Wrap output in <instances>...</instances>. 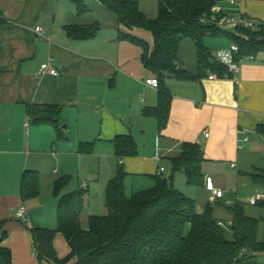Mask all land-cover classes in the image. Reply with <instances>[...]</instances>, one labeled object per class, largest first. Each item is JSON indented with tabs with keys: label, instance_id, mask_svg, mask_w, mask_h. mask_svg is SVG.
I'll use <instances>...</instances> for the list:
<instances>
[{
	"label": "crops",
	"instance_id": "crops-1",
	"mask_svg": "<svg viewBox=\"0 0 264 264\" xmlns=\"http://www.w3.org/2000/svg\"><path fill=\"white\" fill-rule=\"evenodd\" d=\"M82 1L87 9L83 15L73 0H0V224L8 233L2 246L12 253L13 264H53L38 260L31 229L57 227V179L76 171L78 190L87 192L82 225L83 218L88 222L100 211L120 164L114 148L117 136H131L138 147L136 157L122 160L126 193L128 187L133 194L154 187L159 177L171 178L175 189L194 200L198 213L211 205L213 219L225 229L233 224L231 208L237 203L249 217L264 219V208L259 206L264 187L252 180L264 170V134L257 131L264 126V54L255 61L244 60L237 75L208 70L198 81L168 77L171 107L168 122L159 131L156 117L145 115L160 102L159 90L146 85L156 75L142 64L140 47L118 40L123 31L153 48L152 34L120 25L100 0ZM158 1L138 0L150 19L158 15ZM222 6L256 25L264 24V0ZM92 25L100 28L92 39L74 40L67 34V27ZM38 26L45 31L43 38L34 32ZM216 41L213 49L204 40L213 54L233 44L226 38ZM179 58L187 71L197 74L192 41L181 43ZM48 62L59 76H38L41 65ZM31 105L60 109L62 139L53 124L31 122L27 111ZM187 143L199 145L204 153L202 186L189 185L184 173L172 176V161ZM80 145L92 146V151L80 153ZM91 161L99 166L91 169ZM26 171L37 172L40 194L24 202L20 186ZM96 180L98 184L92 183ZM210 184L223 191L222 198L212 201ZM71 191L64 188L62 194ZM22 206L27 215L19 219L16 213ZM258 239L264 240L263 223ZM54 247L60 260L71 253L61 233ZM67 264H76V259Z\"/></svg>",
	"mask_w": 264,
	"mask_h": 264
},
{
	"label": "trees",
	"instance_id": "trees-1",
	"mask_svg": "<svg viewBox=\"0 0 264 264\" xmlns=\"http://www.w3.org/2000/svg\"><path fill=\"white\" fill-rule=\"evenodd\" d=\"M79 14L87 12L82 0H73ZM229 0H159L158 15L148 18L140 9L138 0H100L117 18L118 23L129 30L142 29L152 34L153 48L144 40L120 31L119 41H128L143 50L142 64L156 75L160 102L156 108L147 109L146 116H154L158 129L168 122L171 95L166 85L168 77L182 81H198L208 70L227 72L214 59L206 47L207 37L226 38L239 45L242 56L258 57L264 54V24L255 29H242L238 35L218 28L213 22V9ZM67 34L74 40L94 38L100 28L67 27ZM244 35L245 37H242ZM192 41L197 48L198 72L196 75L184 68L179 58L180 45ZM213 63V64H212ZM34 125L50 123L58 129L62 139L60 109L56 106L27 108ZM258 133L264 134V126ZM115 155L120 161L116 176L108 183L105 192L107 213L90 216L87 228L83 227L81 214L85 205V190L62 194L68 178L54 183V196L58 198L57 227L55 229L34 227L31 229L34 251L38 260L53 264H260L264 256V240L258 239L264 219L249 217L242 203L233 206V224L230 229L219 225L212 217L213 208L198 213L194 200L174 188L172 179H156L154 187L126 193L122 160L136 157L138 147L131 136H117L114 141ZM92 146L80 145L79 152L86 154ZM204 153L197 144L184 145L182 155L172 161V176L184 173L189 185H204L202 162ZM253 182L264 187V170L252 177ZM40 194V178L37 172L26 171L21 179L20 195L24 202ZM264 208V201H259ZM58 233L66 238L71 253L58 258L54 239ZM8 233L0 224V264H13L12 253L2 246Z\"/></svg>",
	"mask_w": 264,
	"mask_h": 264
},
{
	"label": "built area",
	"instance_id": "built-area-1",
	"mask_svg": "<svg viewBox=\"0 0 264 264\" xmlns=\"http://www.w3.org/2000/svg\"><path fill=\"white\" fill-rule=\"evenodd\" d=\"M237 0H229L228 4L230 6L236 5ZM213 18L212 22L220 29L225 31H233L236 32L238 35L241 33L240 30L242 29H255L257 27L256 23L247 17H245L240 12H231L227 9H225L222 4H218L213 9ZM34 32L36 35L40 37H44L45 31L42 27L38 26L35 28ZM242 37H245L244 35H241ZM214 59L216 62H218L220 65L225 67L231 74H239L241 70V63L244 60L247 61H255L256 57L254 56H242L241 50L239 45L233 43L230 47L222 50H218L214 53ZM47 75L52 76H59V72L57 69L53 68L51 64L44 63L41 65L38 76L41 78H44ZM209 79H213V77H210ZM146 85L149 87H152L154 89H158L159 81L157 77H152L146 81ZM247 142L248 139H245ZM164 172V169L161 168L159 171V176ZM209 190L212 193V201L217 198L223 197V191L216 189L212 184L208 185ZM251 202L253 204L256 203L255 199H252ZM27 215V210L24 206H22L19 211L16 213V217L21 219L25 218ZM222 226V224H219Z\"/></svg>",
	"mask_w": 264,
	"mask_h": 264
},
{
	"label": "rangeland",
	"instance_id": "rangeland-1",
	"mask_svg": "<svg viewBox=\"0 0 264 264\" xmlns=\"http://www.w3.org/2000/svg\"><path fill=\"white\" fill-rule=\"evenodd\" d=\"M217 40V38H213V37H207L206 39H205V42H206V44L208 45V46H211L213 49H215L214 47H216V45L215 44H213L214 42H218V41H216ZM219 40H222V39H219ZM90 168L91 169H94L95 167H97V166H99V162H95V161H91L90 162ZM115 169L117 170V163H116V165H115ZM72 173H68V175L67 176H63L64 178H68V183H67V185H66V187L65 188H67V189H69V190H72L71 192H69V193H73V192H76V191H78V175H76V171L74 170V171H71ZM116 173V172H115ZM114 173V174H115ZM117 174V173H116ZM116 174H115V176H116ZM58 180V179H57ZM92 180V179H91ZM93 180H95V179H93ZM77 182V183H76ZM92 183H94V184H98L97 183V180L95 181V182H92ZM101 183H102V181H101ZM188 183V182H187ZM76 189V190H75ZM44 193H46V192H44ZM98 196V191L96 192V194H95V196H94V198H96V199H98L97 198V196ZM127 195L130 197L131 195H132V191H131V187H128V190H127ZM58 199V198H57ZM99 202L100 201H96L95 202V204H99ZM103 203L105 204V200H104V202H102V206H101V209L99 208V210L100 211H95V215L94 216H102V215H105L106 213H107V210H106V206L105 205H103ZM58 205V204H57ZM87 218L85 217V218H83V226L85 227V228H87Z\"/></svg>",
	"mask_w": 264,
	"mask_h": 264
},
{
	"label": "water",
	"instance_id": "water-1",
	"mask_svg": "<svg viewBox=\"0 0 264 264\" xmlns=\"http://www.w3.org/2000/svg\"><path fill=\"white\" fill-rule=\"evenodd\" d=\"M64 128L66 129V126H64ZM164 183L167 184L168 183V179H164Z\"/></svg>",
	"mask_w": 264,
	"mask_h": 264
}]
</instances>
